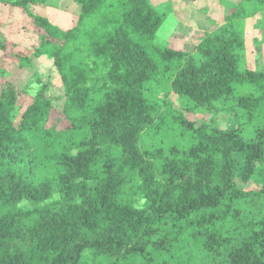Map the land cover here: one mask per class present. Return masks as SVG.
I'll return each mask as SVG.
<instances>
[{
  "label": "trees",
  "instance_id": "1",
  "mask_svg": "<svg viewBox=\"0 0 264 264\" xmlns=\"http://www.w3.org/2000/svg\"><path fill=\"white\" fill-rule=\"evenodd\" d=\"M44 4L0 0L35 36L18 47L0 31L5 64L31 71L47 56L60 82L51 92L37 70L20 88L0 70V264H98L87 252L101 264H170L197 246L217 264H264V71L245 65L243 38L264 0L228 4L225 23L194 32L192 51L159 36L167 11L150 0H64L68 29L41 13ZM155 87L184 106L162 110ZM218 104H232L235 128L187 117ZM151 130L177 140L146 146ZM35 150L48 169L38 177ZM238 155L239 177H258L255 190L235 183Z\"/></svg>",
  "mask_w": 264,
  "mask_h": 264
},
{
  "label": "rangeland",
  "instance_id": "2",
  "mask_svg": "<svg viewBox=\"0 0 264 264\" xmlns=\"http://www.w3.org/2000/svg\"><path fill=\"white\" fill-rule=\"evenodd\" d=\"M45 4L40 5L38 9L42 14H45L49 17L50 21L56 26L62 28L72 27L73 17L71 13L63 10L62 5L64 0H44ZM151 3L155 6L161 7L167 11V17L163 22L158 34L161 38H164L167 43L173 46L184 48L185 50L192 51L194 50L195 40L193 34L195 31H205L213 32L220 25L225 23V12L229 8L230 3H238L240 0H150ZM24 19L22 11L18 8H13L6 6L1 8L0 6V31H2L9 42L18 44V47H26V45L34 42V35L32 33V28L24 29L21 27L20 22ZM243 38L245 43V65L249 69L253 70H263L264 71V7L262 9L252 10L250 16H247L244 19V30ZM29 47V46H28ZM31 47V46H30ZM10 68L7 66L0 55V70ZM40 73L41 77L49 78L52 82L51 92L53 90L59 91V76L52 64V59H49L47 56H41L37 59L35 68L33 67L31 71L23 70L21 68H10L7 73H11L16 85L20 88H26L29 79L32 76L33 72ZM9 77V76H7ZM153 95L155 99L161 104L162 110L166 108L167 103L171 102V107L181 108L185 104V100L179 97L174 92H168V88H154ZM240 93H247L246 89H242ZM31 100V96L27 94L24 97V106L28 105ZM57 106L62 105V102L59 101L56 103ZM232 105V104H231ZM229 104H218V109L213 111H197L196 114L188 115V118H191L195 123L199 124L201 121L209 122L212 125L224 129H233L235 128L234 115L235 110ZM61 108V106H60ZM23 109V108H22ZM61 111V109H60ZM59 111V112H60ZM245 110H238V113H244ZM62 113V111H61ZM60 114V113H58ZM63 114V113H62ZM61 115V114H60ZM203 116V117H202ZM245 125V124H244ZM243 125V126H244ZM166 130V128L164 129ZM159 130L158 133L151 130L146 131L143 134V143L151 145L154 143H172L175 142L176 136L172 133H164L165 131ZM164 134V139L159 138L160 135ZM177 143H179L177 141ZM32 157L36 160L40 155L36 153V150L31 152ZM241 160L242 156L238 155L235 163V176L234 180L238 187H245V190H255L258 188L260 181L258 177H255L253 180L243 183L241 181L239 174L241 172ZM35 169L33 171L35 176H40L44 172H48V169L42 165L38 160H36ZM130 175L127 173V179ZM135 183H138L136 180ZM134 182H126L124 186L125 194L130 198H135L140 200L139 190L136 191L133 187ZM253 202L257 205V210H263V204L260 202V198L254 195L256 193H249ZM23 209L28 210L32 209V206L28 202H23L20 205ZM247 206V205H246ZM255 209L256 207L252 206ZM245 232V231H244ZM243 232V233H244ZM192 242L194 243L193 239ZM192 243V244H193ZM191 244V245H192ZM193 246V245H192ZM196 246V245H195ZM200 247H195L191 257L185 260L187 257L178 256L179 251L176 252V257L171 261L170 264H217L214 262L207 261L200 249ZM26 255L34 254L33 250L23 246L21 247ZM185 254H188L185 251ZM85 257L88 261L98 262L101 264L97 258H94L91 252H87ZM111 261L107 260L106 264H110Z\"/></svg>",
  "mask_w": 264,
  "mask_h": 264
},
{
  "label": "crops",
  "instance_id": "3",
  "mask_svg": "<svg viewBox=\"0 0 264 264\" xmlns=\"http://www.w3.org/2000/svg\"><path fill=\"white\" fill-rule=\"evenodd\" d=\"M47 1V0H46ZM65 29H67V28H65Z\"/></svg>",
  "mask_w": 264,
  "mask_h": 264
}]
</instances>
